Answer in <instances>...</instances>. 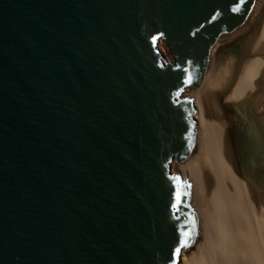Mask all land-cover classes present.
I'll list each match as a JSON object with an SVG mask.
<instances>
[{"label": "water", "instance_id": "95a60500", "mask_svg": "<svg viewBox=\"0 0 264 264\" xmlns=\"http://www.w3.org/2000/svg\"><path fill=\"white\" fill-rule=\"evenodd\" d=\"M256 2L0 0V264L179 263L184 93Z\"/></svg>", "mask_w": 264, "mask_h": 264}, {"label": "bare ground", "instance_id": "6f19581e", "mask_svg": "<svg viewBox=\"0 0 264 264\" xmlns=\"http://www.w3.org/2000/svg\"><path fill=\"white\" fill-rule=\"evenodd\" d=\"M184 95L196 139L178 171L198 233L178 264H264V0L214 41L204 82Z\"/></svg>", "mask_w": 264, "mask_h": 264}, {"label": "rangeland", "instance_id": "374dc122", "mask_svg": "<svg viewBox=\"0 0 264 264\" xmlns=\"http://www.w3.org/2000/svg\"><path fill=\"white\" fill-rule=\"evenodd\" d=\"M159 49L161 50V52H162V54L166 60H172V56H171L169 50L167 49V47L162 42L159 43ZM179 165L180 164L175 163L176 169H173V172L177 175H180V173L178 171Z\"/></svg>", "mask_w": 264, "mask_h": 264}, {"label": "snow or ice", "instance_id": "6c2138e0", "mask_svg": "<svg viewBox=\"0 0 264 264\" xmlns=\"http://www.w3.org/2000/svg\"><path fill=\"white\" fill-rule=\"evenodd\" d=\"M183 246H187V245H186V243H185V244H183ZM177 251H179V249H177Z\"/></svg>", "mask_w": 264, "mask_h": 264}]
</instances>
